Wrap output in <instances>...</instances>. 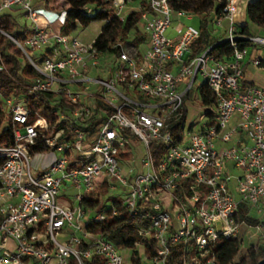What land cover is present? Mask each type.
Listing matches in <instances>:
<instances>
[{
  "label": "built area",
  "instance_id": "1",
  "mask_svg": "<svg viewBox=\"0 0 264 264\" xmlns=\"http://www.w3.org/2000/svg\"><path fill=\"white\" fill-rule=\"evenodd\" d=\"M258 1L214 0L209 32L225 22L226 36L211 37V45L193 56L200 27L180 26L177 37H168L173 13L192 15L174 12L169 0H110L121 22L126 5L135 4L147 43L143 51L140 43L116 44L112 53L95 45L101 31L89 43L54 31L66 12L34 9L32 0H0V16L19 10L30 21L24 38L9 35L3 25L0 36L35 74L15 82L19 93L0 92L2 123L13 135L10 147H0V264H86L94 258L124 264V252L137 249L148 264H167L171 246L180 243L182 264H218V241L239 240L242 229L255 230L264 242V88L244 78L249 48L264 46V27L241 32L248 5ZM220 44L231 54L216 60L211 50ZM254 51L248 64L258 68L264 59ZM1 74L9 72L0 51ZM204 84L215 99L211 116H201L206 122L197 127L185 119L175 130L183 108L187 114V97L196 88L200 99ZM64 101L73 108L59 106ZM31 103L49 106L56 124L83 125L91 118L104 124L90 142L76 127L67 139L63 128L49 132ZM133 138L145 152L141 171L123 173ZM38 143L47 151H35ZM151 144L164 148L157 162ZM48 154H56L48 164L36 160ZM113 182L127 189L123 201L106 210L92 198L98 205L82 204L103 184L115 190ZM68 189L72 201L60 198ZM117 204L144 220L140 240L125 250L96 231L119 216ZM242 204L256 224L238 220Z\"/></svg>",
  "mask_w": 264,
  "mask_h": 264
},
{
  "label": "trees",
  "instance_id": "2",
  "mask_svg": "<svg viewBox=\"0 0 264 264\" xmlns=\"http://www.w3.org/2000/svg\"><path fill=\"white\" fill-rule=\"evenodd\" d=\"M39 5L41 10L51 13L66 12V19L61 28V33L68 35L74 32L78 27H86L94 21H106L101 33L97 36L95 45L108 53L117 52V48H114L116 44L122 45H137L138 43L146 41L145 36L141 32L139 26V20L137 15L133 12L123 22L114 16L111 10L110 0H32V6ZM169 5L174 12H187L200 16L202 22L200 24V37L192 43L191 51L192 55L196 56L202 53L211 45V37L209 35V23L211 20L210 13L214 9V0H169ZM88 7H94L93 14H89ZM19 10H12L4 13L0 16V25H3L4 31L13 37L24 38L29 34L28 30L23 27L21 30H17L18 23L16 16ZM259 27H264V0L252 3L248 5L246 9V27L241 29L242 33L253 34ZM133 32L132 37L130 33ZM245 45H240L242 48ZM0 51L4 59V63L7 67L9 75H0V92L4 95L11 93H19L22 91L20 86L15 82H26L32 79L35 74L31 67L21 59H24L23 55L18 49L6 38L0 36ZM212 56L216 60H223L230 56L231 49L227 44H220L211 50ZM264 67V63L261 64ZM200 100L203 106L212 108L215 104L214 95L204 84L200 89ZM33 109L37 111L41 116L47 119L49 125V132L56 131L59 128H63L68 138H73L72 129H81L86 137V142L92 141L99 129L104 124V119L91 118L89 121L83 123V125H65L56 124V118L53 115V111L49 106L37 105L31 103ZM62 108L71 110L73 106L64 101L61 103ZM184 116L181 122L175 125V130L179 129L183 125L186 119V111L183 108ZM211 116V113L207 112ZM124 135H128V131L123 132ZM13 144L12 131L9 128H5L2 123V112L0 105V147H10ZM150 150L152 157L157 162L159 156L164 153V148L151 144ZM35 151H47V148L43 147L41 143L35 147ZM120 156L128 158L126 153ZM107 193V187L102 185L99 191V196L102 197ZM84 206L92 208L98 205V201L87 199L82 203ZM119 210L118 217H108L102 224L97 225L96 231H98L101 237L114 241L121 249L131 248L133 243L139 241L137 232L141 226L144 225V220L141 217H133L126 210L117 204ZM249 208L242 204L238 210V220H243L248 224H256L257 220L248 215ZM143 242V241H141ZM242 245V239L239 240H227L218 241L216 248V256L218 264H257L260 260L264 259V242L256 243L247 247L241 254L240 259L234 263L235 257L240 253ZM183 245L176 244L171 246L170 254L167 258V264H182L183 261ZM133 264H136L134 256L131 258ZM86 264H102L101 259L94 258L92 261Z\"/></svg>",
  "mask_w": 264,
  "mask_h": 264
},
{
  "label": "rangeland",
  "instance_id": "3",
  "mask_svg": "<svg viewBox=\"0 0 264 264\" xmlns=\"http://www.w3.org/2000/svg\"><path fill=\"white\" fill-rule=\"evenodd\" d=\"M88 13L93 14L95 11L94 7H88L87 9ZM135 13L138 17V12L135 9V4L128 3L126 5V8L123 10L121 17H124L125 19L132 13ZM42 19V17L40 16ZM16 20L18 23L17 30H21L24 25H30V21L23 16V13L19 11V13L16 16ZM171 28L167 32V36L170 38H175L179 35L177 33L176 29H178L180 26L184 28L192 27L198 29L200 27V24L202 22V19L200 16L197 15H177V13H173L171 15ZM104 26V23L102 21H94L90 23L86 27H78L74 32L70 34L71 37H77L79 41L83 43H89L91 42L98 33L102 30ZM140 26V25H139ZM60 28V26H58ZM227 24L223 22L222 26L220 28H215L213 32H209L210 37H213V40L215 39H224L226 34ZM133 32L130 33V37H132ZM257 51H254V49L249 48L250 54L245 58V68H244V78L246 81L250 82L256 87L264 88V67H258L254 68L251 64H248V61L251 58V54L254 51V56L259 59H264V46L256 45L255 46ZM22 62H25L24 59H21ZM187 104H186V119L187 124L189 125H195L197 127L200 124H204L206 121H201V116H205L207 112L210 110L208 107H205L202 105L196 88L193 89V91L189 94L187 97ZM129 153L131 154V160L128 162H125L123 169V173H127V170L131 168L135 173L141 171L142 167V161L145 156L144 148L142 144L135 138L132 140L131 148L129 149ZM56 154H48L44 157H36L37 161L40 162H47L49 161L52 156H55ZM116 186L115 190H108L106 194H104L102 197L99 198V193L94 192L92 195H89L88 197L91 199L99 200L100 201V207L103 208V210H106L107 207H109L112 203H120L123 201L125 195L127 194V189L120 187L117 185V183L113 182ZM234 184V183H232ZM67 193H61L60 198H65L70 201H72L71 195H73V191L68 189ZM250 214L254 216L255 211L250 209ZM262 220H264V216H261ZM240 238L242 239V245L240 249V253L235 257L234 263L237 262L240 259V256L242 252L251 245H255L256 243L261 242V238L258 233L255 232L253 229H245L241 231ZM143 251L137 249L134 251H125L124 252V264H133L131 258L134 256L136 264H148L146 260L144 259Z\"/></svg>",
  "mask_w": 264,
  "mask_h": 264
},
{
  "label": "crops",
  "instance_id": "4",
  "mask_svg": "<svg viewBox=\"0 0 264 264\" xmlns=\"http://www.w3.org/2000/svg\"><path fill=\"white\" fill-rule=\"evenodd\" d=\"M33 8H34V9H39L40 6H39V5H36V6L33 7ZM48 18L51 19L52 17L48 16ZM53 29H54V31H60V30H61V28H58V26H57L56 24H53ZM140 44H141V45H140L139 49H140L141 51H143V50H145V49L147 48V43H146V41L141 42ZM245 81H246V80H245ZM246 82H248V81H246ZM248 83H250V82H248ZM250 84H251V83H250ZM252 85H253V84H252ZM48 163H49V161L44 162L45 165L48 164Z\"/></svg>",
  "mask_w": 264,
  "mask_h": 264
},
{
  "label": "water",
  "instance_id": "5",
  "mask_svg": "<svg viewBox=\"0 0 264 264\" xmlns=\"http://www.w3.org/2000/svg\"><path fill=\"white\" fill-rule=\"evenodd\" d=\"M257 264H264V259L260 260Z\"/></svg>",
  "mask_w": 264,
  "mask_h": 264
}]
</instances>
